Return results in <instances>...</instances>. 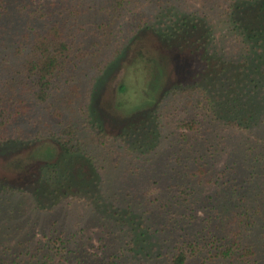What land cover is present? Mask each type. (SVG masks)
Instances as JSON below:
<instances>
[{
	"label": "trees",
	"instance_id": "16d2710c",
	"mask_svg": "<svg viewBox=\"0 0 264 264\" xmlns=\"http://www.w3.org/2000/svg\"><path fill=\"white\" fill-rule=\"evenodd\" d=\"M206 1L0 0V66H8L0 77V153L28 148L8 161L28 176L24 185L0 188L11 210L0 225L22 231L13 245L0 237V264H53L57 256L56 264H85L76 228L48 222L35 240L31 222L10 219L22 212L17 192L31 197L28 214L53 211L64 195L73 205L84 193L97 211L99 197L110 196V161L119 164L120 150L137 161L120 169L135 175L147 158L159 177L128 191L137 206L103 210L114 215L119 238L128 233L98 264H264V204L254 197L264 176V0ZM118 67L114 105L104 108L122 123L112 134L96 95ZM172 97L181 105L165 113ZM67 99L79 119L66 117ZM41 111L55 124L28 129L23 121L36 124L32 115ZM155 135L157 157L173 162L165 182L170 163L144 150ZM229 145L240 156L216 170ZM220 181L226 198L218 202L222 196L206 188ZM260 227L261 243L253 234Z\"/></svg>",
	"mask_w": 264,
	"mask_h": 264
},
{
	"label": "rangeland",
	"instance_id": "374dc122",
	"mask_svg": "<svg viewBox=\"0 0 264 264\" xmlns=\"http://www.w3.org/2000/svg\"><path fill=\"white\" fill-rule=\"evenodd\" d=\"M191 1H192L191 3L194 5L195 4L203 5V2L209 5L208 1L206 0H191ZM146 7L148 12L150 11L151 13L154 12L153 6H146ZM119 22L120 21H118V23ZM116 30H118V28H116ZM7 70H8V66L2 64L0 66V77L6 75ZM121 72H122V68L119 69L118 67L114 69L111 74L107 75V77L104 78V80L101 82L100 86L98 87V93L96 95L97 97L96 109L98 110V112L101 111L100 113L105 112V118H104L105 126L107 130L112 134H118L121 131L122 123L118 122V120H120L118 117L119 115L111 112H107L106 110H104V108L106 105L108 106V108L114 105V95H115L114 92L117 87L119 81L118 78L121 75ZM177 77H179V74H177ZM75 85L76 83L73 84V88H76ZM181 98H175V97L167 98L165 100V103L163 104V107L165 109L164 112L167 113L169 108H173L174 105H177V103L181 105L180 103ZM69 103L70 101L68 99L66 101H62V105L64 106L63 109L67 114L66 117L69 116V118L73 120L79 119L77 115L76 105H71ZM41 112L40 113L36 112L32 115L37 119L36 124H34L33 122H29L27 119L25 120V122L23 121V123L26 125L28 129L34 130L36 128H42L46 130L55 124L56 120L52 118V114L50 112L49 113L47 111H43L42 113ZM164 133H166V131ZM238 139L240 140V138ZM158 142L159 140L155 135L152 139L147 140L144 150L149 154L150 157H153L154 160L158 159L160 163H164L163 164L164 166H165V162L170 163L166 168L167 174L166 176H164V182H165L167 181V179L172 177L173 171H171V169H173V162L169 161V159L167 158L168 156L167 154L161 156L160 158L157 157L156 145L158 144ZM232 145L238 149L240 144H238V142H233ZM233 146L229 145L227 151L223 154L222 159L215 165L216 170L217 169L226 170L227 164L232 163L234 157L240 156V155H234ZM242 146L244 149V144H242ZM26 149L28 148L23 147L21 150L14 151L11 154L24 155ZM0 152H2V150H0ZM13 155L2 156V154L0 153V188L2 183L9 182L12 184H22L25 182V179L28 178V176L26 175L16 174L15 173L16 170L11 168L12 167L11 165H8V161H14L15 159H18V158H14L13 160L12 158ZM120 155L122 156V159L120 160L119 164L122 163V165L126 164L127 166L128 163H130L131 161L134 164H136L137 162L133 160V158H128V157L125 158L123 150H120ZM115 158L116 157H113L110 161L111 170L109 173L111 175L107 177L108 178L107 188H109L110 190L108 192L110 196L108 197L103 196L102 198L99 197L101 202L98 205V208H96L97 211L92 210V208L94 207L93 206L94 203H96V200L93 199L94 196H92L91 193H87L90 195L84 193L83 201L76 202V200H73V205L68 203L71 198L67 197V195H64L62 199H58V202L55 204V209L53 211L48 212L46 209L44 211L42 209H38L34 211V214L33 213L28 214L27 209L30 206H33L32 199L27 194H24L22 192L21 193L17 192L18 200L16 198V202L22 205L21 208L22 212L19 214H13L10 217V219L15 221L16 219H18L20 220V222L23 223L26 221L31 222L32 225L30 226V230L28 231L31 232L35 240L43 239L44 235L42 233H44L45 231L43 230L45 227L44 225L47 224L48 222L57 224L56 228L59 225L76 228L75 231L79 234L82 244H84L83 254L85 256V264H98L100 260H103V258L110 255L112 252H114L122 245L123 237L128 233L127 228L123 229L121 231V237L119 238L118 237L119 234L115 233L116 232L115 226L117 224L116 221L114 220V215L109 214L108 212L106 214L103 212V210L110 209L114 211L115 207L112 206L117 204L122 208L123 207L122 205L126 203V201H129L133 206H137L138 200L136 198V195H133L131 197L127 196L128 191L133 192L135 194L139 193L140 191L138 190L139 189L141 190V188H145V185L149 183V178L159 177L156 173L152 171H148V167L149 165H151V162H148L147 158L138 159V162H140L142 166V170L137 174L135 173V175L129 173V171L125 170L124 168L120 169L118 167L119 164L114 163ZM215 172L216 171H214L213 173L215 174ZM90 173H92V171ZM256 184H259L260 188L257 190L254 197L256 196V194H261L259 196L260 199L259 203L264 204L263 175H261L256 179ZM226 187L227 186L225 185V183L223 181H220L219 185H209V187L206 188V191H211L214 195L222 196V198L217 200L219 202L221 201V199L226 198L223 197ZM92 190H94L93 185L91 191ZM77 192H78L77 189H73L70 193L77 194ZM86 195H87V199L85 198ZM1 197H3L4 201L8 200V193L0 192V198ZM2 203L3 202L0 201V218L4 220L8 217V213H10L11 210L9 208L8 209L6 208V206L8 207V203H4V204ZM259 203L255 205L259 206ZM105 216L107 218H105ZM8 224L9 222L8 223L2 222V224L0 225V231H1L0 237L3 241H6V243L8 242V245H13L17 241V239H19V235L20 236L22 235V231L20 228L21 225H19L20 227L17 228H8ZM124 230L126 231L125 233H123ZM253 234H256L254 236L255 241L261 243V241L263 240V239L260 240V237L262 236V227L256 229L255 233ZM162 237H167V234L165 236L162 235ZM161 240L163 239L161 238ZM59 257L60 256H57V258L55 259V263L53 264L57 263ZM61 264H68V263L63 262Z\"/></svg>",
	"mask_w": 264,
	"mask_h": 264
}]
</instances>
